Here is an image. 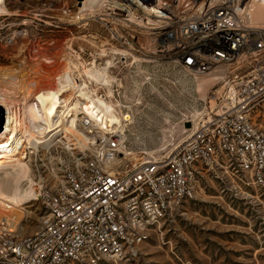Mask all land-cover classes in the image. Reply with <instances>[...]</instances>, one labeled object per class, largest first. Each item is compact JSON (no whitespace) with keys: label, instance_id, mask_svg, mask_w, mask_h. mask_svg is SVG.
Masks as SVG:
<instances>
[{"label":"built area","instance_id":"1","mask_svg":"<svg viewBox=\"0 0 264 264\" xmlns=\"http://www.w3.org/2000/svg\"><path fill=\"white\" fill-rule=\"evenodd\" d=\"M261 5L263 0L107 2L105 26L115 24L112 37L121 50L88 56L86 66H98L105 76L99 82L85 76L89 98L77 93L83 109L74 128L53 130L46 143L27 147L37 173L33 201L45 215L31 235L0 231V264L135 257L155 227L198 197L206 176L240 191L264 190V29L253 18ZM161 63L195 79L221 68L222 83L204 113L183 120L186 136L170 153L135 156L125 145L131 109L142 105L139 91ZM91 100L101 107L92 114L85 110ZM71 120L70 114L65 121Z\"/></svg>","mask_w":264,"mask_h":264},{"label":"rangeland","instance_id":"2","mask_svg":"<svg viewBox=\"0 0 264 264\" xmlns=\"http://www.w3.org/2000/svg\"><path fill=\"white\" fill-rule=\"evenodd\" d=\"M84 1L0 0L4 9L0 16V68L17 65L15 55L19 48L15 45L20 46L25 35L33 45L57 46L52 51L63 56L59 59L49 55L53 61L72 59L80 66H85L90 54L106 49L120 51L112 37L115 24L106 27L103 20L106 8H97L99 11L85 16L81 24L69 22L78 15ZM30 59L29 68L37 69L36 61ZM156 68L154 80L139 91L142 105L131 109L133 122L125 133V145L135 156L141 151L156 157L170 153L186 136L183 120L204 113L222 83L220 78L206 81L200 90L199 81L208 75L198 80L177 69H167L164 63ZM126 85L131 88L129 75ZM33 142L32 139L21 150L28 165L30 154L26 149L35 146ZM31 170L37 181L36 171ZM25 210L20 228L13 232L31 235L41 227L45 211L40 202L33 200L25 205ZM97 264H264V190L240 191L206 176L198 197L155 227L149 239L139 246L137 256L101 260Z\"/></svg>","mask_w":264,"mask_h":264},{"label":"bare ground","instance_id":"3","mask_svg":"<svg viewBox=\"0 0 264 264\" xmlns=\"http://www.w3.org/2000/svg\"><path fill=\"white\" fill-rule=\"evenodd\" d=\"M111 1L116 3V0H85L78 15L69 22H72V25L81 24L85 16L95 12L97 8H106L107 2ZM2 13L4 9L0 6V16ZM69 16H63V19ZM253 18L262 23L264 29V0L263 5L254 12ZM22 38L23 43L20 46H18L20 43L15 45L19 48H16L15 55L17 65L0 68V105L6 108L5 127L0 134L3 135L0 137V173L3 172V175H0V231L12 232L20 228L26 213L25 205L36 195L37 182L33 179L32 167L24 161L25 157L21 156L23 146L32 139L35 146L46 143L49 141L48 135L53 130H56V133L64 129L67 132L72 130L79 117V111L83 109L79 99H76L77 93L89 98V90H85L87 85L85 76H91L97 82L105 76L104 70L95 65L80 66V62L72 59L53 61L52 58H57L60 54L57 50L52 51L57 46L45 48L40 46L41 44L33 45V42H28V35ZM49 55L53 57H48ZM29 58L36 61L33 60L37 69L29 68L27 63ZM223 70L218 68L217 72L208 74L199 81L198 89H203L206 81L221 78ZM82 74L83 78L80 77ZM59 94L62 96H58ZM94 108L101 107L91 100L90 106H86L85 110L92 114ZM70 114L72 120L68 123L65 119ZM113 120L120 122L119 118L110 116V121ZM122 125L125 127V124ZM75 128L76 140L83 146V133L78 127Z\"/></svg>","mask_w":264,"mask_h":264},{"label":"water","instance_id":"4","mask_svg":"<svg viewBox=\"0 0 264 264\" xmlns=\"http://www.w3.org/2000/svg\"><path fill=\"white\" fill-rule=\"evenodd\" d=\"M5 120H6L5 109L2 105H0V134L4 131ZM88 122H89L88 120L85 121V123H88ZM185 125L189 127L190 123L187 122Z\"/></svg>","mask_w":264,"mask_h":264}]
</instances>
